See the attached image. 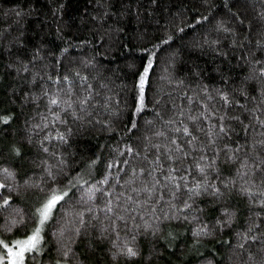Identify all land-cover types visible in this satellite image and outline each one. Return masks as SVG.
Listing matches in <instances>:
<instances>
[{
    "label": "trees",
    "instance_id": "1",
    "mask_svg": "<svg viewBox=\"0 0 264 264\" xmlns=\"http://www.w3.org/2000/svg\"><path fill=\"white\" fill-rule=\"evenodd\" d=\"M262 66L264 0H0V241L31 234L57 189L25 264H264V171L241 168L264 157ZM69 90L75 116L49 103ZM155 131L187 156L161 157L150 195L133 189L154 183L140 169L168 144Z\"/></svg>",
    "mask_w": 264,
    "mask_h": 264
},
{
    "label": "snow or ice",
    "instance_id": "2",
    "mask_svg": "<svg viewBox=\"0 0 264 264\" xmlns=\"http://www.w3.org/2000/svg\"><path fill=\"white\" fill-rule=\"evenodd\" d=\"M165 43H167V41H165ZM259 63V62H258ZM153 68V63L152 60L150 59L146 66L144 67L142 73L139 76V83L137 85L138 88V97H137V108L136 111L140 112L143 110L144 107V91H145V85L148 82V76H149V72L152 70ZM78 75V74H77ZM259 77L262 79V81H264V66H262L259 70ZM65 80H67V77L64 78ZM82 80H87V77H82ZM89 88L91 87L90 85L88 86ZM67 95L69 96V99L66 101H61L58 98H50L49 103L50 105L56 106V107H60L61 104L65 105L64 110H72V114L75 116V110L73 109V101L71 100V90H69V92L67 93ZM209 99H211V97H209ZM222 99L224 100V102L226 104H231L232 101L229 100V98L225 95L222 96ZM92 100V95L91 93H89L88 95H85L83 98H79L77 101H75V103H78L79 107H80V111L81 112H85L87 110V105L89 104V102ZM189 100H191V98H189ZM261 102L262 104H264V96L261 97ZM253 114L255 112V110H252ZM179 115L183 116L184 113L183 111H181L179 113ZM203 113H201L198 116H188V119L193 121V123H195L197 120L200 119V116H202ZM57 119H59V114H57L56 116ZM79 118V117H77ZM221 120L223 119V117L220 118ZM238 119V118H237ZM254 119L256 120L257 123H259L261 125V127H264V120H261L259 116L254 115ZM176 121L174 119H169L168 121H166V125H173ZM180 123H183V121L181 120ZM133 128L136 127L135 123H133L132 125ZM175 132L178 133H182L183 136L185 137H190V139H188L186 141V143L191 144L193 140L196 139L195 136L192 135V132L190 131V129L187 126H184L183 128L180 127H176L174 129ZM220 132H224L225 129L223 127V125L220 126L219 128ZM153 135L155 137H164L165 139L168 140V144L165 145L163 143L160 144H150V147H152L153 149L156 150H160L163 149V151H160L159 155H157L150 163L152 165L151 168H142L140 169V172L142 174H145L148 177H152V179L154 180V183L152 185L151 188H149L146 184L145 186L139 188V189H133V191H143V192H148L150 195L152 193V191L155 190L156 185H158L160 183L159 179H157L155 176H153V173L157 171V167L160 165L161 162V157H164L165 160L168 161H172V153L173 152H179L182 154L183 157L187 156V153L184 152L183 148L177 144V139H172V138H168L165 135L164 131H155L153 133ZM262 135H264V133H262ZM59 139L63 140L64 137L63 135L59 136ZM146 140L150 142L151 138L150 137H146ZM259 145L261 147H264V140L258 141ZM175 146V148H173L172 146ZM46 151V149H45ZM129 152H132L133 150L131 148L128 149ZM235 151H239V148L236 149ZM234 156H229V159H234ZM200 159L202 160L203 157H200ZM125 163H127V161H125ZM111 167V165H110ZM241 168H247L248 171L244 173L245 176H249V174L251 175H255L256 171H264V157L258 158L256 160L253 161L252 165L249 166L247 161H242L241 162ZM176 171L175 168H169L168 170V174L166 176V179L170 182L173 180V175L172 173H174ZM200 171L203 172L204 169L200 168ZM239 172V169H238ZM132 173H133V179H132V183H135V177H136V169H132ZM3 174H6L7 176H11L12 174L8 171V169H3ZM163 174V173H161ZM107 182V181H104ZM5 187V185L3 183H0V189H3ZM176 187H179V185H176ZM199 187V185L197 186ZM245 194L249 195V197L251 198V196L256 195L257 193H251L249 192V190L247 188H243L242 189ZM189 191H192L191 189ZM258 194L262 197L261 199V204L264 205V190H261L258 192ZM68 195V193L65 192H61L57 189H52L50 194L48 195L46 202L42 205V207L38 208L36 210V213L34 214L36 216V226L31 230V234L26 235V238L22 239V240H17L15 242L14 245L9 246L8 244H5L3 241H0V248H3L6 250V254L5 255H0V264H4L5 259L8 260V264H24L25 261V254L26 253H31L33 251H36L39 247V243L41 240V231L42 228L44 226V224L49 220L50 215L52 213V210L61 202L65 199V197ZM2 198V197H0ZM129 199H131V197H129ZM9 203L8 200H4L3 205H0V208H3L5 206H7ZM113 209L109 206L107 208V211L111 212ZM249 231H252V229H249ZM245 239H252L253 241H255L257 239L256 236H252V237H248L247 235H245ZM240 247H243V245H240ZM137 253L135 251H133L131 248L127 249V255L129 257L135 256Z\"/></svg>",
    "mask_w": 264,
    "mask_h": 264
},
{
    "label": "rangeland",
    "instance_id": "3",
    "mask_svg": "<svg viewBox=\"0 0 264 264\" xmlns=\"http://www.w3.org/2000/svg\"><path fill=\"white\" fill-rule=\"evenodd\" d=\"M9 246H12V245H9ZM5 254H6V253H5ZM25 255H26V254H25ZM4 264H8V260H7V259H5ZM24 264H25V261H24Z\"/></svg>",
    "mask_w": 264,
    "mask_h": 264
}]
</instances>
